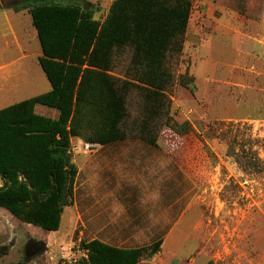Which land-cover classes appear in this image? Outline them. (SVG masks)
Wrapping results in <instances>:
<instances>
[{"label":"rangeland","instance_id":"rangeland-1","mask_svg":"<svg viewBox=\"0 0 264 264\" xmlns=\"http://www.w3.org/2000/svg\"><path fill=\"white\" fill-rule=\"evenodd\" d=\"M87 1L99 7L94 18L101 22L113 0ZM13 3L0 0V109L50 89L37 64L41 52L30 16L6 8ZM129 58L128 50L114 57L109 75L117 86L128 77ZM166 68L172 82L147 127L157 145L147 161L158 172L142 186L145 193L137 191L136 214L131 197H109L104 220L111 224L96 236L124 239L126 233L137 246L161 239L159 252L138 264H264V0H192L182 50L168 57ZM145 109L142 88L127 86L120 125L126 139H140V123L149 118ZM183 124L188 132L180 136ZM90 134L82 128L69 151ZM107 181L115 182L110 173ZM182 204L187 209L176 219ZM118 207L126 212L113 210ZM70 215L65 207L58 230L48 232L0 208V264L78 260L77 239L94 233L71 226ZM172 220V229H165ZM137 227L131 236L124 230ZM29 239L42 241L46 251L23 263Z\"/></svg>","mask_w":264,"mask_h":264},{"label":"trees","instance_id":"trees-1","mask_svg":"<svg viewBox=\"0 0 264 264\" xmlns=\"http://www.w3.org/2000/svg\"><path fill=\"white\" fill-rule=\"evenodd\" d=\"M191 1L113 0L101 22L94 18L99 7L87 0H17L6 7L28 12L41 52L37 64L50 89L0 109V208L24 224L57 231L64 208L72 204L77 176L70 139L84 124L95 126L103 141L124 139L120 125L132 83L142 88L149 114L140 123V138L155 141L147 127L171 85L166 62L182 50ZM125 50L128 77L117 86L109 74L115 55ZM36 106L55 110L57 117L37 114ZM180 127L183 132L176 134L188 132L186 124ZM161 245L158 239L124 250L80 241L83 255L64 264H138L154 257ZM45 251L42 241L29 239L22 261Z\"/></svg>","mask_w":264,"mask_h":264},{"label":"crops","instance_id":"crops-1","mask_svg":"<svg viewBox=\"0 0 264 264\" xmlns=\"http://www.w3.org/2000/svg\"><path fill=\"white\" fill-rule=\"evenodd\" d=\"M34 110L39 115L53 118L47 116L45 110L39 109L38 106H36ZM87 120H90L89 116H87ZM84 127L91 129V138L83 142L80 141L75 148L70 151L72 162L77 169V176L73 189V202L70 206V224L71 226L74 224L75 227L80 225L83 231L92 229V234H94L89 239H77V241L90 242L97 240L108 246L124 250L143 247L137 246V239H125L126 233H124V239L111 240L102 239L97 237L96 234L102 233L111 224L109 219L104 220V214H108L109 212L108 206L104 208L105 204H109V197H123L122 201L126 200V196L131 197V203L134 204V212L135 214L138 212L137 191H139V193H145L146 189H141L142 186L149 187L148 181L151 180V174L153 173L155 175L158 172L155 162L151 164V162L147 161L149 158L152 160V157H155L151 155L152 152L149 148H156L157 145L155 141L149 142L141 138L130 140L125 137L124 139L103 141L98 139L101 132L99 133L93 125H80L77 132L80 133V130ZM72 139L81 140V137L79 135L78 137L71 138L70 147ZM85 144L93 145V148L88 152L84 151L83 146ZM77 158H81L85 160V162H80V166H78L75 162ZM81 173L84 174L85 180L80 182ZM108 173L111 174V179L115 182L107 181ZM126 180L130 182L128 187L125 186ZM80 191L82 193L81 195H79ZM80 196L82 198H79ZM119 198L116 199L115 203L119 204ZM182 206L181 210H177L176 219L180 216H184L187 208L184 209L183 204ZM186 206L185 204V207ZM124 209V207L123 209L118 207L117 210H113L117 213L124 214V212H126ZM136 218L138 221L139 216L137 215ZM174 224L175 222L172 220L165 229H172ZM124 230H127L128 235L130 234L131 236L137 232L138 227L137 229L124 228ZM80 234L82 235V233ZM130 241L135 244L128 245Z\"/></svg>","mask_w":264,"mask_h":264},{"label":"built area","instance_id":"built-area-1","mask_svg":"<svg viewBox=\"0 0 264 264\" xmlns=\"http://www.w3.org/2000/svg\"><path fill=\"white\" fill-rule=\"evenodd\" d=\"M92 148H93V145H90V144H85L83 146V150L87 152L90 151Z\"/></svg>","mask_w":264,"mask_h":264}]
</instances>
